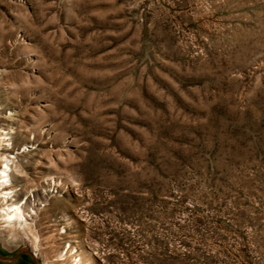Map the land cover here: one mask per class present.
I'll list each match as a JSON object with an SVG mask.
<instances>
[{"label": "rangeland", "instance_id": "374dc122", "mask_svg": "<svg viewBox=\"0 0 264 264\" xmlns=\"http://www.w3.org/2000/svg\"><path fill=\"white\" fill-rule=\"evenodd\" d=\"M2 135L11 251L264 264V0H0Z\"/></svg>", "mask_w": 264, "mask_h": 264}, {"label": "bare ground", "instance_id": "6f19581e", "mask_svg": "<svg viewBox=\"0 0 264 264\" xmlns=\"http://www.w3.org/2000/svg\"><path fill=\"white\" fill-rule=\"evenodd\" d=\"M6 137L7 140H5ZM9 137L2 135V138L0 139V150L4 151V155L2 156V161L0 164V200L2 201L1 204H3L1 208V215L5 222L14 225L18 224L21 226L23 225V222L27 221L28 213L25 211V203H27V201L25 202V199L21 198L17 202H12V199H15V193L11 188V185L13 184L12 165L15 155L5 154L9 151V149L12 148V143L10 142L11 140ZM1 142H4L5 146L2 145L3 143ZM27 149H29V145H25L24 150ZM80 263L81 260L79 258L77 260V264Z\"/></svg>", "mask_w": 264, "mask_h": 264}, {"label": "flooded vegetation", "instance_id": "af4514ba", "mask_svg": "<svg viewBox=\"0 0 264 264\" xmlns=\"http://www.w3.org/2000/svg\"><path fill=\"white\" fill-rule=\"evenodd\" d=\"M50 224L53 225L54 223L51 222ZM65 231L66 230H64L63 232ZM0 243H1L0 264H37L38 261L37 257L39 254L33 251L31 248L30 249L22 248V249H17L15 251H11L1 241ZM12 257H16L15 260L5 259Z\"/></svg>", "mask_w": 264, "mask_h": 264}, {"label": "water", "instance_id": "95a60500", "mask_svg": "<svg viewBox=\"0 0 264 264\" xmlns=\"http://www.w3.org/2000/svg\"><path fill=\"white\" fill-rule=\"evenodd\" d=\"M35 257V256H34ZM16 257H12V258H5V259H8V260H15ZM38 264V262H37Z\"/></svg>", "mask_w": 264, "mask_h": 264}]
</instances>
